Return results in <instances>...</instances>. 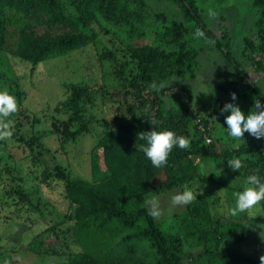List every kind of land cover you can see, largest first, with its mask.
<instances>
[{
	"label": "trees",
	"instance_id": "trees-1",
	"mask_svg": "<svg viewBox=\"0 0 264 264\" xmlns=\"http://www.w3.org/2000/svg\"><path fill=\"white\" fill-rule=\"evenodd\" d=\"M179 1L186 17L194 20L204 32L201 39L211 41L233 64L236 73L242 74L239 62L229 51L222 50V42L201 18L196 1ZM251 8L257 18L258 42L254 44L246 39L251 49L247 58L252 60L259 54L254 64L263 72L264 0H253ZM101 19L114 27L128 26L130 36L135 38H144L146 34L142 24L144 0H0V54L7 47L8 27L22 22L24 27L20 28L14 49L9 52L12 58L28 64L33 72L55 55H66L86 47L90 40L94 43L96 38L85 31L95 22L100 25V33L104 31ZM183 23L162 24L152 44L127 46L122 62L114 51L104 48L99 57L113 61L111 74L125 104L124 109H114L109 118L97 120L89 116L92 108L97 107L99 96L112 97L106 86L77 83L65 87L64 98L53 109L56 115L51 117L49 134L65 145L90 134L91 124H99L100 134L89 152L91 181L73 176L61 164L51 166L50 151L42 145L43 133L47 131L38 129L40 119L37 115L30 117L23 109L24 93L19 80L8 79L0 73V86L4 85L17 102V111L8 118L13 121V128L7 145L21 147L26 153L24 159L34 168H42L39 185L53 187L57 183L62 186V197L68 204L69 212L29 244L31 255L43 259L42 262L52 263L53 259L65 257L66 264H260L238 249L248 236V227L231 215L234 201V206L221 205L215 189L232 188L230 180L233 177L245 180L253 173L264 177V138L256 139L245 133L243 140L233 141L223 129L222 134H216L220 129L216 124L222 114V105L193 109L190 84L175 86L185 97L178 108L168 106L163 98L173 88L164 86L158 91L151 88L153 82L164 84L172 76L190 73L193 78L195 74L202 49L195 47L196 39ZM246 85L264 104V88L258 83ZM152 121L157 122V130L167 128L190 140L187 149L174 147L167 165L160 168L153 167L140 150L144 143L140 136L154 129ZM223 127L227 125L224 123ZM207 134L212 141L206 142ZM98 150L104 169L99 165ZM233 158L243 159V167L238 171L228 167L227 162ZM209 161L221 165L217 180L212 179L210 170V175L204 171L203 163ZM14 171L16 175L11 171L10 183L4 188L5 200L0 201V210L3 213L9 209L5 219L22 220L23 214L41 211L39 198L35 203L30 197L35 185L28 183L29 179H38V175H31L32 170L29 176L21 169ZM160 175L164 176L163 180L156 185ZM213 182L217 188L211 185ZM186 183L199 192L194 202L183 205V211L173 213L170 219L149 214L148 199L164 192L181 191ZM222 209L229 217L222 214ZM247 213L246 220H249L252 218L250 209ZM66 223L70 226L63 229ZM46 233L53 234L54 240L48 241L44 237ZM69 242L76 245L75 251L68 248ZM44 244L50 248H45Z\"/></svg>",
	"mask_w": 264,
	"mask_h": 264
},
{
	"label": "rangeland",
	"instance_id": "rangeland-1",
	"mask_svg": "<svg viewBox=\"0 0 264 264\" xmlns=\"http://www.w3.org/2000/svg\"><path fill=\"white\" fill-rule=\"evenodd\" d=\"M195 1L200 10V16L208 29L213 31L222 42V50L225 52L229 51L232 57L239 62V71L242 74L238 75L236 73L233 64L219 50L215 49L211 41H203L202 37L197 38L195 36L199 27L194 20L186 17L179 0H144L145 19L142 23L146 33L144 38L130 36L128 26L121 28L114 27L112 24L101 19V26L104 28V31H108V34H104V31L100 33V25L96 22L93 23L86 29L85 33L96 38L94 43L90 40L86 47L71 51L66 55H55L39 64L33 72L30 70L28 64L12 58L9 52V50L14 49L20 28L24 27V24L16 22V26L8 27L7 47L0 54V73L6 75L8 79L19 80L20 90L24 93L22 96L23 109L28 111L30 117L34 114L37 115L36 117L40 119V124L37 126L38 129L41 132L42 130L47 131L46 134L43 133L42 145L50 151L51 166L55 163L61 164L73 176L91 181L92 166L89 152L94 145L97 134H100L99 124H91V133L81 137L75 143L69 142L63 145L59 138L49 134L52 130L51 117L56 115L53 109L58 101L64 98L65 87L69 84L77 83H88L91 86L97 87L106 86V90L108 89L112 94L110 99H103L99 96L97 98V107L92 108L89 116L101 120L109 118L117 107L124 109L125 104H123V99L117 92V84L113 81L111 74L114 63L113 61L101 60L99 55L104 48H108L114 51L118 56L117 59L122 62L126 57L127 46L152 44L156 34L161 32L162 24L168 25L174 21L184 22L183 24L186 29H190L191 36L196 39L194 42L195 47L202 49L197 58L198 66L196 65L193 78H191L190 73H185L180 76H172L164 83L167 89L173 88L172 94L171 92L169 94L166 93L167 95L163 97L168 106L178 108L181 100H185L184 95L175 86L186 83L190 84L193 89V109H199L211 104L217 106L221 104L223 108L225 103L229 102L237 104L245 114L253 108L256 97L251 93L246 83H258L259 86L261 85L264 88V71H258L254 64L260 55L257 54V58H253L252 60L247 58L251 49L246 43V39H250L254 44L258 42L257 29L255 27L257 18L251 8L253 0ZM209 11L215 12V15L209 16ZM40 32H43V30ZM0 90H6V87L1 85ZM233 92L237 96L235 101L231 99ZM119 103L122 105H119ZM226 115H228L227 112H222L219 118H217L218 124L216 126L220 129L217 130L218 133L216 134H222ZM59 118L62 117L59 116ZM205 136L212 141L211 135L207 134ZM223 138L226 137L223 136ZM8 141V138L0 139V201L5 200L3 194L6 189L4 188L10 183L11 171L12 175H16V171L14 170L21 169L25 176H29V171L32 170L33 173L31 175H38V179H29L30 181H28L30 185H35L30 190L32 192L30 193V197L35 203L37 198H39L42 208L40 207L41 211L37 213L23 214L22 220L5 219L9 209L3 210V213L0 210V264H66L65 257L53 259L54 262L52 263L50 261L42 262L44 261L43 259H38L34 255H31L33 252L29 250V244L36 235L40 234L57 220L59 221L61 215L69 212L68 204L62 197L64 196L63 188L57 185V183L53 187L45 186L42 183L39 185L42 168H34L28 159H24L26 153L20 149L21 147L7 145ZM23 149L25 151L24 147ZM101 155V151L98 150L99 165L104 169ZM42 159L45 161L44 158ZM199 164L202 165L201 162ZM203 166L204 171L208 173L209 170L211 171L213 180L218 179V172L221 169L220 164L215 165V163L209 161L204 162ZM163 177V175L157 177L155 184L158 185L163 180ZM1 179H4V181ZM243 182L242 178L233 177L230 180L232 188H226V190L215 189L221 205L225 203L227 205L228 203L232 204L233 201L235 204V198L232 196V193L237 191V189H241ZM211 185L214 188L218 187L215 182ZM177 192L179 190L155 195L161 210V214L157 218H163V220L170 219L173 213L183 211V205L172 204L171 198ZM262 203L264 201L261 202V205ZM148 204L150 205V203ZM250 212L252 218L249 220H246L248 216L247 212L236 215L238 217L236 219L245 222L248 227V236L238 249L262 264L261 259L264 260V221L260 222V219L263 218L264 220V206L254 207L250 209ZM223 213L224 209H222ZM224 214L229 217V213L226 212ZM69 226L70 224L66 223L63 229H67ZM66 236L71 241L70 234L67 233ZM44 237L48 241L54 240L53 234L46 233ZM56 243L58 244L59 242ZM75 246L69 242L68 248L75 251ZM44 247L50 248L46 244H44Z\"/></svg>",
	"mask_w": 264,
	"mask_h": 264
},
{
	"label": "clouds",
	"instance_id": "clouds-1",
	"mask_svg": "<svg viewBox=\"0 0 264 264\" xmlns=\"http://www.w3.org/2000/svg\"><path fill=\"white\" fill-rule=\"evenodd\" d=\"M208 15L214 16L215 12L209 11ZM195 36L200 38L204 37L205 34L202 30H197ZM163 87V83L153 82L151 84V88L157 91ZM231 99L232 101L237 99L234 92L231 94ZM16 111L15 96L7 90H0V139H7L12 136L13 121L8 118ZM221 111L228 113L224 118L227 127H223V129L233 141L243 140L245 133L256 139L264 138V104L260 99L255 100L253 108L247 114L237 104L231 102L225 103ZM213 120L216 121L215 117H213ZM152 125L155 126L153 130L143 132L140 136V139L144 141L140 145V150L150 160L153 167L160 168L167 165L168 157L174 147L187 149L190 146V140L178 136L174 131L167 128L157 130L156 121H152ZM227 164L231 170L238 171L243 167V159L233 158ZM181 189L172 196L173 205H189L197 199L199 192L189 183L182 185ZM232 196L235 198V206L230 210L233 216L245 213L254 207L262 206L261 202L264 201V177L258 173L246 176L241 189L234 191ZM148 203L151 205L149 214L158 217L161 210L157 197L153 196ZM261 261L264 264V260L261 259Z\"/></svg>",
	"mask_w": 264,
	"mask_h": 264
},
{
	"label": "built area",
	"instance_id": "built-area-1",
	"mask_svg": "<svg viewBox=\"0 0 264 264\" xmlns=\"http://www.w3.org/2000/svg\"><path fill=\"white\" fill-rule=\"evenodd\" d=\"M202 129V128H201ZM206 142H210V139L209 138H206Z\"/></svg>",
	"mask_w": 264,
	"mask_h": 264
}]
</instances>
